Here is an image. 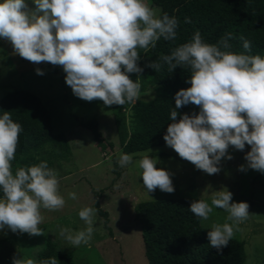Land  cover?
<instances>
[{"label":"clouds","instance_id":"1","mask_svg":"<svg viewBox=\"0 0 264 264\" xmlns=\"http://www.w3.org/2000/svg\"><path fill=\"white\" fill-rule=\"evenodd\" d=\"M32 4L35 8L28 10L26 0H0V39L24 59L61 66L75 96L99 99L106 106L135 103L148 95L129 75L142 72L138 49L155 48L159 39L177 36V18L167 12L157 15L146 0H32ZM231 39L232 33L225 32L210 43L194 31L189 40L147 62L155 72L165 66L172 72L179 66L189 73L188 86L174 93L175 107L169 109L163 140L179 157L208 174L220 170L221 158H231L229 146L243 150L247 144L246 166L264 173V55L250 53V41L243 36V51H235ZM34 71L43 74L39 67ZM189 103L197 105L198 111L180 113L177 119V109ZM21 131L9 111L0 112V230L39 235L41 209H60L65 198L59 191L58 173L46 160L12 170ZM131 163L133 154L119 155V166ZM134 163L147 193L157 188L174 191L171 173L156 167V156L141 153ZM238 167L243 170L245 164ZM67 196L76 199L75 192ZM231 197L222 187L210 201L197 198L188 205L200 220H208L213 208L226 213L224 222H211L206 232L208 244L217 252L249 216L247 202ZM95 213L94 207H80L76 214L84 227L74 231L61 226L57 235L72 246L86 244L94 230ZM11 264L36 262L14 255ZM38 264H57V258Z\"/></svg>","mask_w":264,"mask_h":264},{"label":"rangeland","instance_id":"2","mask_svg":"<svg viewBox=\"0 0 264 264\" xmlns=\"http://www.w3.org/2000/svg\"><path fill=\"white\" fill-rule=\"evenodd\" d=\"M26 3L28 10L35 8L32 0H26ZM146 3L158 15V9L148 0ZM37 67L43 74L38 75L34 71ZM64 75L61 66L24 59L13 53L9 42L0 39V98L14 88L37 95L51 112L54 132H64L71 149L70 161L63 163V168L69 172L58 178L59 191L65 198L64 206L57 210L41 209L42 221L38 227L42 233L39 235L0 230V264H11L14 255L21 260L31 258L38 264L37 254L44 249L43 240L48 236L60 251L71 254L73 264H147L138 204L180 197L210 201L212 193L222 187L232 193L231 200H243L248 204L249 216L232 236L243 243L244 264H264V173L246 166L244 153L249 145L245 144L243 150L229 146L227 152L231 158H221L220 170L213 174L195 168L165 144L130 153L133 154V163L123 167L118 165L119 173H115L122 145L110 106L99 99L85 101L75 96L65 83ZM145 90L148 95H142L140 99L154 97L152 87ZM93 117L97 119L100 132L98 139L93 138L89 129L79 125V120ZM141 153L156 156V167L166 168L171 173L173 192L157 188L147 193L139 177L140 169L134 163ZM241 164H245V169L238 167ZM70 191L76 193V199L68 198ZM95 201L107 213V222L98 213ZM84 205L96 209L94 230L86 244L72 246L57 233L61 226L74 231L84 227L76 214ZM225 216L222 209L213 208L208 220H201V223L210 227L213 221L224 222Z\"/></svg>","mask_w":264,"mask_h":264},{"label":"trees","instance_id":"3","mask_svg":"<svg viewBox=\"0 0 264 264\" xmlns=\"http://www.w3.org/2000/svg\"><path fill=\"white\" fill-rule=\"evenodd\" d=\"M158 9V15L167 12L178 21L175 40L159 39L155 48L138 49L137 63L142 72L131 73L138 80L141 91L152 87L154 97L138 99L135 103L110 105L111 115L119 143L120 153H134L165 144L168 112L175 107L174 93L188 86L187 69L177 66L167 72L166 66L159 72L147 66L161 54H167L177 44L189 40L194 31H199L206 42H215L225 32L232 33V49L243 51L240 37L250 41V53L264 55V0H148ZM185 17L188 18L187 22ZM7 110L14 121L21 124L22 131L12 170L20 166L46 160L56 169L58 178L69 171L63 168L70 161V144L64 132H54L52 115L45 103L34 93L14 88L0 98V112ZM198 106L182 105L180 113L194 114ZM79 125L89 129L93 138L100 132L95 117L79 120ZM166 156V155H163ZM119 173L118 164L114 168ZM198 197L163 198L142 201L138 204V219L147 264H244L245 249L242 241L231 238L219 252L208 244L207 228L194 216L188 205ZM201 199V198H200ZM95 206L107 222V213ZM44 249L37 254V261L56 256L57 264H73L70 253L60 251L49 236L43 240Z\"/></svg>","mask_w":264,"mask_h":264}]
</instances>
